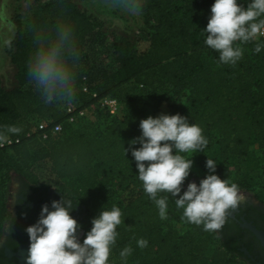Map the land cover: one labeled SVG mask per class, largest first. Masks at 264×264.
I'll use <instances>...</instances> for the list:
<instances>
[{
    "label": "trees",
    "instance_id": "trees-1",
    "mask_svg": "<svg viewBox=\"0 0 264 264\" xmlns=\"http://www.w3.org/2000/svg\"><path fill=\"white\" fill-rule=\"evenodd\" d=\"M212 2L145 0L143 27L133 36L113 34L72 0L37 2L26 18L12 17L17 31L4 53L16 71L15 84L7 88L0 80V128L22 130L10 135L19 139L17 144L0 149V239L10 218L11 174L37 182L33 166L46 160L53 188L77 200L79 239L102 205L120 208L122 223L110 264H121L119 251L125 245L133 249L127 264H246L221 231H205L181 219L173 198L167 218L160 219L136 178L130 152L122 149L139 136L141 119L179 113L199 125L208 141L202 151L185 154L192 155V165L181 191L207 174L209 158L217 164L218 177L264 203V48L252 54L249 43L235 66L217 63V53L204 45L201 31ZM58 17L73 24L81 52L73 105L93 113V119L77 118L72 124L64 106L42 103L24 68L32 48L24 21L47 28ZM99 51L110 58L103 65L93 59ZM83 78L88 92L80 89ZM104 96L116 99L118 115L98 105ZM41 120L60 124V132L42 139L36 129ZM136 238L146 239L147 246L136 247Z\"/></svg>",
    "mask_w": 264,
    "mask_h": 264
},
{
    "label": "clouds",
    "instance_id": "clouds-1",
    "mask_svg": "<svg viewBox=\"0 0 264 264\" xmlns=\"http://www.w3.org/2000/svg\"><path fill=\"white\" fill-rule=\"evenodd\" d=\"M27 11L32 0H21ZM145 0H105V6L119 7L130 17L140 19ZM31 33L32 48L25 60L28 82L45 105H72L77 96V69L80 49L71 21L58 17L44 28L33 21H24ZM17 25L10 17L4 0H0V49L11 48ZM204 45L217 53V63L235 66L252 43V54L264 48V0H213L209 7ZM139 136L128 141L126 151L135 162L136 178L143 192L157 209L160 219L167 218L169 197L181 211V219L203 227L205 231L219 229L227 210L240 199L236 183H229L215 174L216 162L206 158L207 174L196 182H188L192 160L185 154L197 153L207 145V138L195 123L176 114L161 113L139 121ZM21 127L6 125L0 128V141L21 132ZM139 147H133V145ZM163 193V194H161ZM77 200L60 196L50 204L41 205L35 223L24 231L29 241L24 264H110L109 256L119 233L121 210L113 205L103 208L90 220V228L77 239L80 228L69 214ZM147 240L136 238L138 248H145ZM133 249L125 245L119 251L121 264Z\"/></svg>",
    "mask_w": 264,
    "mask_h": 264
},
{
    "label": "flooded vegetation",
    "instance_id": "flooded-vegetation-1",
    "mask_svg": "<svg viewBox=\"0 0 264 264\" xmlns=\"http://www.w3.org/2000/svg\"><path fill=\"white\" fill-rule=\"evenodd\" d=\"M60 196L55 188L40 181L31 182L19 178L10 205L11 196L8 201L10 218L0 239V264H20L19 248L29 242L24 229L35 223L41 205L50 204L51 201L60 199ZM69 214L79 224V206L74 204ZM249 226L264 236V204L242 195L236 206L227 210L224 223L217 232L221 231L238 253H242L241 259L246 264H264V240ZM80 235L79 228L76 232L77 239Z\"/></svg>",
    "mask_w": 264,
    "mask_h": 264
},
{
    "label": "rangeland",
    "instance_id": "rangeland-1",
    "mask_svg": "<svg viewBox=\"0 0 264 264\" xmlns=\"http://www.w3.org/2000/svg\"><path fill=\"white\" fill-rule=\"evenodd\" d=\"M50 0H32L29 10H25L22 6L21 0H4L5 6L7 7L10 17L15 14H20L22 18H26L30 14L31 8L35 6V3H45ZM78 8L85 10L88 13L94 15L104 24V28L111 31L113 34L118 36H133L136 32L143 27V19L130 18L126 16L119 7L110 8L105 6V0H72ZM143 15V14H142ZM95 65H103L101 63L107 62L110 58L105 57L103 52H97L93 55ZM15 69L11 66L8 57L4 53V48L0 49V80L2 84L10 88L15 84ZM33 171L41 183L53 187L52 175L49 172V162L39 161L33 166ZM20 176L17 174H11L10 192L11 198L9 205L11 204L13 193L16 189V184L19 181ZM240 197H250L254 202L256 199L251 193L239 191ZM264 204V203H263ZM178 229L179 226H176Z\"/></svg>",
    "mask_w": 264,
    "mask_h": 264
},
{
    "label": "built area",
    "instance_id": "built-area-1",
    "mask_svg": "<svg viewBox=\"0 0 264 264\" xmlns=\"http://www.w3.org/2000/svg\"><path fill=\"white\" fill-rule=\"evenodd\" d=\"M80 89L83 92H88V86L85 78L82 79V83L80 85ZM92 97H96L94 93H92ZM98 105L105 109L110 115L116 116L119 113V105L116 99L111 98L109 96H104L98 99ZM64 113L67 117L68 123L72 124L77 118H88L93 119L92 110L88 107H77L76 105L64 106ZM49 121L41 120L36 124V129L40 131V135L42 139H45L48 135H54L60 132L61 125L54 124L50 125ZM19 142L18 138L10 137L7 140L0 141V149H4L10 147ZM53 178V177H52Z\"/></svg>",
    "mask_w": 264,
    "mask_h": 264
},
{
    "label": "water",
    "instance_id": "water-1",
    "mask_svg": "<svg viewBox=\"0 0 264 264\" xmlns=\"http://www.w3.org/2000/svg\"><path fill=\"white\" fill-rule=\"evenodd\" d=\"M249 228H251L257 234V236L259 238L264 240V236H263V234L261 232L255 231L252 226H249ZM28 244H29V242L19 248L18 257L20 259L19 260L20 264H24V259H25V256L27 255ZM0 246H2V241L1 240H0Z\"/></svg>",
    "mask_w": 264,
    "mask_h": 264
}]
</instances>
